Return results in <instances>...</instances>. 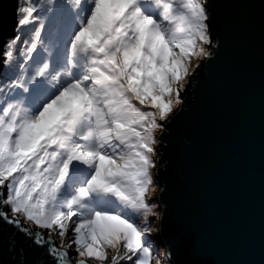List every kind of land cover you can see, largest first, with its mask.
<instances>
[{
	"label": "snow or ice",
	"instance_id": "1",
	"mask_svg": "<svg viewBox=\"0 0 264 264\" xmlns=\"http://www.w3.org/2000/svg\"><path fill=\"white\" fill-rule=\"evenodd\" d=\"M214 21L212 0L0 7V246L16 264H174L152 239L161 137L220 47Z\"/></svg>",
	"mask_w": 264,
	"mask_h": 264
},
{
	"label": "water",
	"instance_id": "2",
	"mask_svg": "<svg viewBox=\"0 0 264 264\" xmlns=\"http://www.w3.org/2000/svg\"><path fill=\"white\" fill-rule=\"evenodd\" d=\"M212 2L220 47L161 137V238L174 264H264V0ZM17 259L0 246V264Z\"/></svg>",
	"mask_w": 264,
	"mask_h": 264
},
{
	"label": "rangeland",
	"instance_id": "3",
	"mask_svg": "<svg viewBox=\"0 0 264 264\" xmlns=\"http://www.w3.org/2000/svg\"><path fill=\"white\" fill-rule=\"evenodd\" d=\"M204 67V63L202 64V66H201V68H203ZM193 78V76L191 77V79ZM185 94H186V92L185 93H182V96H183V98H184V96H185ZM158 181H159V179H158ZM160 182V181H159ZM161 190H162V188H161ZM159 203H160V196H159ZM161 204V203H160ZM162 210V209H161ZM154 227H157V228H159L160 227V222L159 221H157L156 222V224L154 225ZM157 237H158V242H160V241H162V238H161V235H157ZM157 240H156V248H161V246L163 245V247L164 248H167V245L165 244V242L164 243H162V245L161 246H158V243H157ZM160 244V243H159ZM161 250H163V249H161Z\"/></svg>",
	"mask_w": 264,
	"mask_h": 264
},
{
	"label": "trees",
	"instance_id": "4",
	"mask_svg": "<svg viewBox=\"0 0 264 264\" xmlns=\"http://www.w3.org/2000/svg\"><path fill=\"white\" fill-rule=\"evenodd\" d=\"M152 239H154L155 241L158 239V237L157 236H154V237H152ZM157 243H158V246H161L162 245V243H164L163 242V239H162V241H160V242H158V240H157ZM160 243V244H159ZM155 246H156V244H155Z\"/></svg>",
	"mask_w": 264,
	"mask_h": 264
}]
</instances>
